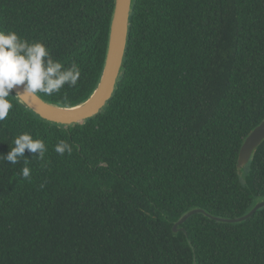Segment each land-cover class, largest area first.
I'll return each mask as SVG.
<instances>
[{"label": "trees", "instance_id": "obj_1", "mask_svg": "<svg viewBox=\"0 0 264 264\" xmlns=\"http://www.w3.org/2000/svg\"><path fill=\"white\" fill-rule=\"evenodd\" d=\"M114 0H0V29L81 68L44 100L85 101L104 63ZM10 95H13L11 92ZM0 155L28 132L31 174L0 159V264H264V140L236 168L264 119V0H133L122 74L105 109L64 127L17 98ZM59 140L72 145L58 155Z\"/></svg>", "mask_w": 264, "mask_h": 264}, {"label": "clouds", "instance_id": "obj_2", "mask_svg": "<svg viewBox=\"0 0 264 264\" xmlns=\"http://www.w3.org/2000/svg\"><path fill=\"white\" fill-rule=\"evenodd\" d=\"M80 76L81 68L75 61L65 66L52 57L42 42H29L15 31L0 29V121L6 120L9 110L13 108L10 96L22 98L24 95L35 96L37 93L51 96L59 93L65 85L76 86ZM20 85H23L22 93L10 95L13 87ZM17 102L20 100L17 99ZM12 144L5 155H0V159L15 165L26 158L24 153L27 149L38 160H45V142L34 139L28 132L17 135ZM54 150L62 156L66 152L71 154L73 148L68 142L59 140ZM24 163L21 175L28 179L31 170L26 166L27 159H24Z\"/></svg>", "mask_w": 264, "mask_h": 264}, {"label": "water", "instance_id": "obj_3", "mask_svg": "<svg viewBox=\"0 0 264 264\" xmlns=\"http://www.w3.org/2000/svg\"><path fill=\"white\" fill-rule=\"evenodd\" d=\"M132 6L133 0H114L102 72L96 88L85 101L75 106L62 107L50 103L36 94L35 96L24 95L22 98H17L20 103L41 120L52 125L64 127L81 124L102 112L116 91L122 74L130 31ZM22 91L23 85H20L14 86L11 92L16 95L17 93H22ZM263 140L264 119L254 127L240 146L236 165L238 171H241L249 163L253 151ZM262 207H264V200L255 203L246 214L234 218L217 217L203 209H192L173 224L172 231L174 233L179 230L185 232L179 226L190 216L197 213H204L209 218L219 222L238 223L250 218Z\"/></svg>", "mask_w": 264, "mask_h": 264}]
</instances>
